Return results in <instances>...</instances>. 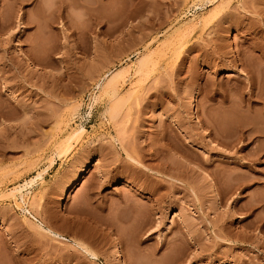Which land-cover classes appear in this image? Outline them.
<instances>
[{"label": "rangeland", "instance_id": "rangeland-1", "mask_svg": "<svg viewBox=\"0 0 264 264\" xmlns=\"http://www.w3.org/2000/svg\"><path fill=\"white\" fill-rule=\"evenodd\" d=\"M263 52L264 0H0V264H264Z\"/></svg>", "mask_w": 264, "mask_h": 264}, {"label": "bare ground", "instance_id": "bare-ground-1", "mask_svg": "<svg viewBox=\"0 0 264 264\" xmlns=\"http://www.w3.org/2000/svg\"><path fill=\"white\" fill-rule=\"evenodd\" d=\"M261 51H263V50H261ZM263 54H264V52H263ZM144 58V57H143ZM142 60V59H141ZM143 61H144V59H143ZM115 75H117V72L116 73H113V75H111V78H110V81L111 82H109V84L110 83H112L113 81V79H114V77H115ZM109 81V80H108ZM196 98H197V94L195 93V94H192V95H190V117H191V119H192V121L193 122H197L198 124H200L201 122L199 121V118H198V115H197V100H196ZM85 130V128L84 127H81V128H78L73 134H72V136L69 138V142H71L74 138H76V137H79V135H81L82 134V132ZM129 175V174H128ZM156 175V174H155ZM41 176V173L40 174H37V176L36 177H33L31 180H29V181H26L24 184H19V185H17V186H15L13 189H12V192H16V191H22L25 187H27L28 185H30V184H33V182L38 178V177H40ZM121 176V175H120ZM125 177V176H124ZM131 177V176H130ZM156 177V176H155ZM130 181V180H129ZM132 181V180H131ZM173 181V180H172ZM75 184L76 183H69L67 186H66V192H70L74 187H75ZM173 184H174V181H173ZM173 184H171V187H174L173 186ZM31 186V185H30ZM152 186V185H151ZM151 186H149V187H147V186H144V188H142V190H144V191H147L146 192V194H147V199H148V201L150 202V204H151V206L152 205H154V206H152V207H154V208H156V206H158V203H159V197H157L159 194H161V188H157V187H151ZM147 187V188H146ZM141 190V191H142ZM144 191H142V192H144ZM19 193H21V192H19ZM11 195V194H10ZM127 201V200H126ZM124 203H125V205H124V207H125V209H126V207L128 206L127 205V202H125L124 201ZM64 206V205H63ZM123 206V205H122ZM122 208V207H121ZM130 207L128 206V209H129ZM132 208V207H131ZM134 208V207H133ZM129 211H130V209H129ZM133 211H135V210H133ZM141 211V210H140ZM142 212V211H141ZM136 213V212H135ZM137 214V213H136ZM138 214H143V213H138ZM140 215V216H141ZM144 215V214H143ZM138 217V216H137ZM129 218H130V216H129ZM141 218V217H140ZM140 218H136L135 217V219H140ZM143 218V217H142ZM144 219V218H143ZM126 222V221H125ZM144 222V221H143ZM131 223V222H130ZM42 224V223H41ZM40 226V225H39ZM42 226V225H41ZM40 228H43L44 230H46L54 239H58V240H61L60 242H62V241H69V242H72L74 245H76V246H80L81 248H82V250L84 249V251H86L85 252V254H88L90 257H92V258H95L96 257V254L93 252V251H91L90 249H89V247H87L86 245H84L83 243H81V242H79L77 239H76V237H74V236H70V238L67 236V235H65L64 234V231L63 232H59V231H57V230H55V229H52V228H46L45 227V225H43L42 227H40ZM61 231V230H60ZM68 232V231H67ZM74 233V232H73ZM67 234V233H66ZM73 235H75V234H73ZM65 243V242H64ZM68 243V242H67ZM71 246V245H70ZM73 246V245H72ZM114 257L116 258V259H118L119 260V263L120 264H126V262H125V259H124V256H123V252H122V250L120 249V247L119 246H116V248L114 249Z\"/></svg>", "mask_w": 264, "mask_h": 264}]
</instances>
